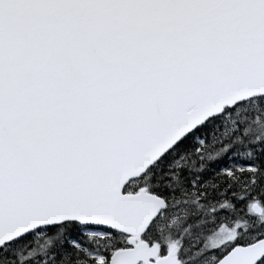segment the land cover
Instances as JSON below:
<instances>
[{
    "label": "snow or ice",
    "instance_id": "6c2138e0",
    "mask_svg": "<svg viewBox=\"0 0 264 264\" xmlns=\"http://www.w3.org/2000/svg\"><path fill=\"white\" fill-rule=\"evenodd\" d=\"M0 264H264V0H0Z\"/></svg>",
    "mask_w": 264,
    "mask_h": 264
}]
</instances>
